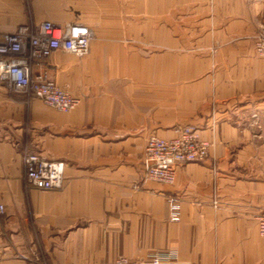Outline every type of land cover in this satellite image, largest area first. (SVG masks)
Listing matches in <instances>:
<instances>
[{"label": "crops", "instance_id": "0c3cea01", "mask_svg": "<svg viewBox=\"0 0 264 264\" xmlns=\"http://www.w3.org/2000/svg\"><path fill=\"white\" fill-rule=\"evenodd\" d=\"M47 19L92 30L85 54L48 59L80 102L64 112L0 83V264H264V0H0V36ZM186 123L209 155L173 184L145 178L147 137ZM24 151L62 160V188L25 190Z\"/></svg>", "mask_w": 264, "mask_h": 264}, {"label": "built area", "instance_id": "2783aa9c", "mask_svg": "<svg viewBox=\"0 0 264 264\" xmlns=\"http://www.w3.org/2000/svg\"><path fill=\"white\" fill-rule=\"evenodd\" d=\"M92 38L91 28L82 22L58 24L43 20L37 25H20L14 32L0 36V83L10 90L23 93L27 99L39 98L47 105L70 111L77 107L80 98L71 94L49 75L48 59L56 50L77 55L85 54ZM257 54L264 56V27L254 37ZM174 135L162 138L149 135L144 148V177L173 184L178 164L204 159L209 153L211 141L201 135L194 124L177 126ZM24 183L26 187L55 190L63 186L64 162L50 159L37 152L24 151ZM170 219L178 220L180 201L176 195H168ZM218 201L212 200L217 206ZM5 206L0 200V214ZM258 232L264 236V209L257 216ZM170 255L157 252L150 263L169 260ZM103 264H140L120 255Z\"/></svg>", "mask_w": 264, "mask_h": 264}, {"label": "rangeland", "instance_id": "374dc122", "mask_svg": "<svg viewBox=\"0 0 264 264\" xmlns=\"http://www.w3.org/2000/svg\"><path fill=\"white\" fill-rule=\"evenodd\" d=\"M257 33V32H256ZM255 33V34H256ZM255 34H254V37H255ZM49 75H50V77L52 78V75H51V70H49ZM62 87H64V86H62ZM65 88V87H64ZM252 116L253 117H256V114H252ZM255 119V118H254ZM255 122L254 123H257V120H254ZM187 124H193V123H186V124H181V125H177V126H182V125H187ZM195 125V124H194ZM176 126V127H177ZM175 127V128H176ZM174 128V129H175ZM174 131V130H173ZM175 134V133H174ZM173 134V135H174ZM152 135V134H151ZM153 135H156V134H153ZM172 135V136H173ZM157 136H159V135H157ZM160 137H162V136H160ZM171 137V136H170ZM204 137V136H203ZM148 138V137H147ZM162 138H169V137H162ZM205 138V137H204ZM207 139V138H206ZM208 140H210L211 141V144H212V140L211 139H208ZM146 141H147V139H146ZM146 144V143H145ZM211 146V145H210ZM210 148V147H209ZM208 155H209V153H208ZM207 155V156H208ZM206 156V157H207ZM205 157V158H206ZM23 185H24V188H25V190H28V189H30L29 187H26V185H25V183H24V181H23ZM4 213H5V211L3 212V213H1L0 214V256L3 254V252H4V249H5V246H9L10 244H11V239H10V235H9V232L8 231H6V229H5V226H4ZM17 226H18V222H17ZM7 244V245H6ZM15 251V255H17V256H20V253H19V250L17 249V248H15L14 249Z\"/></svg>", "mask_w": 264, "mask_h": 264}]
</instances>
